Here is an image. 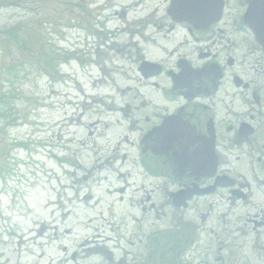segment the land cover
Segmentation results:
<instances>
[{
	"label": "rangeland",
	"instance_id": "374dc122",
	"mask_svg": "<svg viewBox=\"0 0 264 264\" xmlns=\"http://www.w3.org/2000/svg\"><path fill=\"white\" fill-rule=\"evenodd\" d=\"M77 2L0 0V264H171L163 181L118 113L126 83L93 85L78 61L122 24L81 22Z\"/></svg>",
	"mask_w": 264,
	"mask_h": 264
},
{
	"label": "flooded vegetation",
	"instance_id": "af4514ba",
	"mask_svg": "<svg viewBox=\"0 0 264 264\" xmlns=\"http://www.w3.org/2000/svg\"><path fill=\"white\" fill-rule=\"evenodd\" d=\"M93 1L78 0L81 22L122 26L78 61L97 67L93 85L126 83L118 113L163 181L172 263L264 264V50L247 24L253 6L264 26V0Z\"/></svg>",
	"mask_w": 264,
	"mask_h": 264
},
{
	"label": "water",
	"instance_id": "95a60500",
	"mask_svg": "<svg viewBox=\"0 0 264 264\" xmlns=\"http://www.w3.org/2000/svg\"><path fill=\"white\" fill-rule=\"evenodd\" d=\"M256 9L251 6L247 13V24L254 33L256 40L264 50V26L262 22L256 21L254 11ZM180 200L184 201L183 197H179Z\"/></svg>",
	"mask_w": 264,
	"mask_h": 264
},
{
	"label": "bare ground",
	"instance_id": "6f19581e",
	"mask_svg": "<svg viewBox=\"0 0 264 264\" xmlns=\"http://www.w3.org/2000/svg\"><path fill=\"white\" fill-rule=\"evenodd\" d=\"M96 221V219L94 218V219H91V220H89L88 221V223H93V222H95ZM79 225L81 224V223H78ZM86 229H90V227L89 226H86L85 227ZM96 237H99V236H96ZM114 248V247H113ZM107 251V250H106ZM107 253H110L109 251H107Z\"/></svg>",
	"mask_w": 264,
	"mask_h": 264
}]
</instances>
